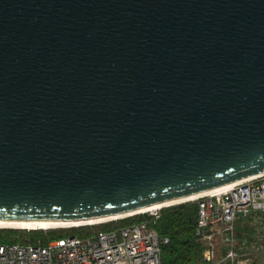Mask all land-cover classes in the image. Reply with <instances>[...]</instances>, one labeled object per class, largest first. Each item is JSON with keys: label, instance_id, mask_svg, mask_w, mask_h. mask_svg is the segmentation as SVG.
<instances>
[{"label": "water", "instance_id": "water-1", "mask_svg": "<svg viewBox=\"0 0 264 264\" xmlns=\"http://www.w3.org/2000/svg\"><path fill=\"white\" fill-rule=\"evenodd\" d=\"M253 175L264 0H0V221L89 222Z\"/></svg>", "mask_w": 264, "mask_h": 264}, {"label": "built area", "instance_id": "built-area-1", "mask_svg": "<svg viewBox=\"0 0 264 264\" xmlns=\"http://www.w3.org/2000/svg\"><path fill=\"white\" fill-rule=\"evenodd\" d=\"M195 201L201 263L251 264L248 252L235 247L234 222L252 212L264 214V175L234 182ZM166 243L156 230L138 223L87 238L50 239L43 245L0 243V264H160L161 245ZM218 247L223 253L215 260Z\"/></svg>", "mask_w": 264, "mask_h": 264}, {"label": "trees", "instance_id": "trees-1", "mask_svg": "<svg viewBox=\"0 0 264 264\" xmlns=\"http://www.w3.org/2000/svg\"><path fill=\"white\" fill-rule=\"evenodd\" d=\"M157 215L148 212L138 213L107 222L73 226L68 228L20 229L1 228L0 243L27 242L45 244L50 239L65 236L80 238L92 237L100 231L120 229L143 223L148 229L157 231L167 243L161 245L160 264H202V241L195 234L197 222V203L194 200L162 207ZM235 247L248 252L251 264H261L264 257V214L250 213L234 222ZM258 248V249H256ZM223 248L218 247L215 260L219 259Z\"/></svg>", "mask_w": 264, "mask_h": 264}, {"label": "bare ground", "instance_id": "bare-ground-1", "mask_svg": "<svg viewBox=\"0 0 264 264\" xmlns=\"http://www.w3.org/2000/svg\"><path fill=\"white\" fill-rule=\"evenodd\" d=\"M232 184L233 183L222 185V186H219V187H216V188L204 191V192H200V193L191 195L190 197H186L184 199H180V200H177V201H171V202H168V203H163L161 205H154V206H151V207H145L143 209H139V210L132 211V212H129V213H124V214L116 215V216H113V217L97 219V220L89 221V222L56 223V222H9V221H0V227L1 228H20V229H47V228H68V227H73V226H80V224L81 225H89V224L107 222V221H110V220L120 219V218H124V217H127V216L135 215V214H138V213L154 212V211L158 210L161 207L169 206V205H171L172 203H175V202H186V201L194 200V199H197V198H199L201 196H204V195H207V194L209 195L210 193L221 191V190L229 187Z\"/></svg>", "mask_w": 264, "mask_h": 264}, {"label": "rangeland", "instance_id": "rangeland-1", "mask_svg": "<svg viewBox=\"0 0 264 264\" xmlns=\"http://www.w3.org/2000/svg\"><path fill=\"white\" fill-rule=\"evenodd\" d=\"M157 212V211H156ZM149 214V213H148ZM261 264H264V257L262 256V258H261Z\"/></svg>", "mask_w": 264, "mask_h": 264}]
</instances>
